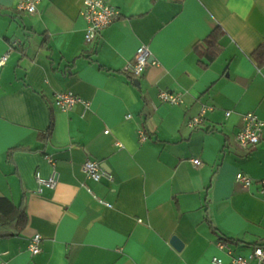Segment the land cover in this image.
I'll return each mask as SVG.
<instances>
[{"label":"crops","instance_id":"crops-1","mask_svg":"<svg viewBox=\"0 0 264 264\" xmlns=\"http://www.w3.org/2000/svg\"><path fill=\"white\" fill-rule=\"evenodd\" d=\"M19 1L0 0V196L23 204L27 223L0 239V264L228 263V250L246 255L264 242V200L235 180L239 171L264 179V125L254 148L236 138L244 114L264 123V62L253 55L264 0H106L120 14L93 43L83 0H40L34 13ZM216 27L223 51L202 68L193 45ZM139 46L150 61L134 76ZM160 90L182 102H162ZM58 91L89 105L62 110ZM17 147L32 150L9 156ZM87 159L113 181L88 179ZM53 171L55 187L38 192L36 174Z\"/></svg>","mask_w":264,"mask_h":264},{"label":"built area","instance_id":"built-area-1","mask_svg":"<svg viewBox=\"0 0 264 264\" xmlns=\"http://www.w3.org/2000/svg\"><path fill=\"white\" fill-rule=\"evenodd\" d=\"M39 1L40 0H20L17 4V9L28 13H34L37 9L36 5ZM119 14L120 12L118 8L108 3L106 0H83L81 15L87 21L85 40L88 43L95 42L99 38L101 31L112 23L119 16ZM20 45V40L11 41V44L9 45V52ZM7 55L8 53L1 57L0 65L6 60ZM149 61L150 52L148 48L146 46H139L135 52L133 61L128 66V70L134 76H139L143 73ZM158 96L162 102L173 104L182 102L179 94L169 90H160L158 92ZM78 103L84 106L89 105L87 100L77 96L71 91H58L54 95V104L62 110H70ZM207 109H209V107H203L200 114L193 117L189 121V125L195 127L201 124L202 116ZM226 114H229V112ZM242 120L243 124L236 136L237 141L242 147L247 149L254 148L261 139V131L264 123L252 112L244 114ZM139 136L142 139H145V135L142 132L139 133ZM46 158L52 166L55 165V160L51 156H47ZM192 162L197 165L200 164L198 159H193ZM82 169L86 177L95 182H98L103 178L109 181H113L114 179L113 174L106 170L102 166V163L96 160H85L82 165ZM36 177L41 184L38 188V192H42L44 188H54L58 182V174L56 171H53L50 176L44 179L41 178L39 174H36ZM235 180L244 188L249 189L254 187L253 195L260 200H264V179L255 181L249 175L239 171L235 175ZM86 189L88 192L92 193L90 188L87 187ZM93 197L98 199L94 194ZM98 200L108 207L111 206L110 203L104 202L101 199ZM41 239L42 236L40 234H35L29 239L28 250L31 254H37L40 252ZM219 246L224 247V243H220ZM228 253L231 256L228 263H224L219 258H213V262L215 264H250L251 262H254L255 264H264V246H254L251 252L246 255L233 254L230 250H228Z\"/></svg>","mask_w":264,"mask_h":264},{"label":"trees","instance_id":"trees-1","mask_svg":"<svg viewBox=\"0 0 264 264\" xmlns=\"http://www.w3.org/2000/svg\"><path fill=\"white\" fill-rule=\"evenodd\" d=\"M223 37V31L216 27L203 40L197 41L193 45V51L198 57L197 63L200 67L206 68L216 60L218 55L223 51V46L220 44V39ZM254 58L258 59V63L264 62V43H262L253 52ZM53 128V121L45 133L39 135V139L45 140ZM27 147H17L9 150V156L15 151H31ZM27 223V214L25 206L13 203L8 197L0 196V239L3 237L13 236L18 234ZM228 240L230 238H227ZM255 246H264L263 243H258Z\"/></svg>","mask_w":264,"mask_h":264},{"label":"water","instance_id":"water-1","mask_svg":"<svg viewBox=\"0 0 264 264\" xmlns=\"http://www.w3.org/2000/svg\"><path fill=\"white\" fill-rule=\"evenodd\" d=\"M102 166H103V164H102ZM103 167H104V166H103ZM172 241H173L174 243H177V242H178L176 238H173Z\"/></svg>","mask_w":264,"mask_h":264}]
</instances>
